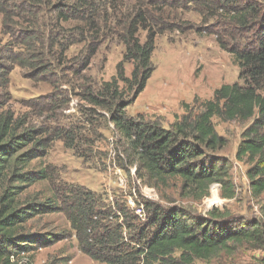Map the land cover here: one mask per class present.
Returning <instances> with one entry per match:
<instances>
[{
  "label": "trees",
  "instance_id": "16d2710c",
  "mask_svg": "<svg viewBox=\"0 0 264 264\" xmlns=\"http://www.w3.org/2000/svg\"><path fill=\"white\" fill-rule=\"evenodd\" d=\"M127 2L131 7L121 28L125 52L109 80H102L96 88L87 85V102L107 116L124 140L126 162L128 167L134 166L137 177H146V183L152 185L177 180L187 196L196 201L206 197L213 184L221 186L222 197L234 196L228 162L214 154L225 146L226 140L216 132L212 119L250 121L241 133L235 157L247 165L251 196H262L260 215L246 219L214 209L201 216L184 206L160 207L147 200L140 204L144 213L141 220L123 206L114 212L100 211L94 192L70 187L69 201L65 200L70 206L65 212L80 249L104 264H193L194 260L206 261L221 252L232 255L242 246L264 249V0ZM191 3L206 17V22L213 19L225 24L217 41L231 53L238 67V80L221 84L209 99L196 96L192 104L181 103L184 112L176 115L167 128L160 121L147 120L139 114L129 117L126 108L144 90L153 72L151 54L156 36L169 28V14L158 16L161 28H155L152 7L157 14L169 6L185 7ZM101 7V13L106 14L102 25L98 22L99 0H0L2 29L7 34L19 25L22 37L18 42L24 49L39 40V18L46 11L54 15L46 26L77 21L81 29L75 25L74 30L78 31L80 41L87 42V33L97 37L101 28L110 27L111 19H117L121 12L112 1L107 0ZM140 30L145 31L143 41L138 37ZM14 48L15 43L0 42V88L8 86V63L18 61L21 67L27 64L16 57ZM96 50L88 47V54L81 59L79 56L83 68L90 64ZM125 61H132L129 76L125 73ZM33 62V70H48L46 63ZM20 128L22 123L0 111V264H29L23 262L21 255L41 238L19 232V226L34 212L45 213L47 208H55L53 202L19 203L27 184L49 179L44 170H25L43 144L36 130Z\"/></svg>",
  "mask_w": 264,
  "mask_h": 264
},
{
  "label": "rangeland",
  "instance_id": "374dc122",
  "mask_svg": "<svg viewBox=\"0 0 264 264\" xmlns=\"http://www.w3.org/2000/svg\"><path fill=\"white\" fill-rule=\"evenodd\" d=\"M106 1L99 0L97 9L100 17L96 18H100L101 25L106 18V14L101 13V5ZM108 1L121 12L117 19H111L110 27L101 28L97 37L87 33V42L80 41L78 31L74 30L73 26H79V22L71 20L46 26L54 15L42 10L39 40L23 49V44L18 42L22 37L19 25L6 34L0 14V42L15 43L16 57L27 62L25 67L19 66L18 61L8 63L9 81L8 86L0 88V111L8 112L22 123L20 129L37 131L43 147L25 170H44L49 175V179L27 184L19 203L24 205L31 201L46 205L53 202L55 206L47 208L45 213L34 212L19 226V232L41 238L28 253L21 255L23 262L29 264H104L93 260L78 245L65 212L70 206L65 202L69 201L67 190L70 187L79 186L94 192L100 211L114 212L123 206L141 220L144 213L140 204L147 200L160 207L184 206L201 216H207L214 209L246 219L260 215L262 196H251L247 165L235 157L241 133L250 121L212 119L216 132L226 140L225 146L214 154L228 162L234 187L232 198L222 197L221 186L213 184L209 194L196 201L187 196L177 180L148 184L146 177L136 176L134 166L128 167L127 153L122 147L124 140L107 116L87 102V85L96 88L102 80H109L125 52L121 28L131 7L127 1L133 0ZM142 4L146 6L145 1ZM153 9L155 28H161V19L157 17L169 14L170 29L161 30L156 36L151 54L153 72L126 113L129 117L139 114L147 120L156 119L167 128L176 115L184 112L181 103L192 104L196 96L209 99L221 84L237 81L238 67L231 53L222 49L217 41L218 32L225 24L215 23L213 19L206 22L194 3L185 7L169 6L157 14ZM173 14L176 15L174 21ZM138 37L143 41L145 31L140 30ZM88 47L97 50L90 64L83 68L78 60L79 56L81 59L88 54ZM37 60L46 63L48 70H33V61L38 63ZM132 67V61L124 62L127 76ZM56 235L58 238H53ZM193 264H264V249L242 246L232 255L221 252L206 261L194 260Z\"/></svg>",
  "mask_w": 264,
  "mask_h": 264
}]
</instances>
